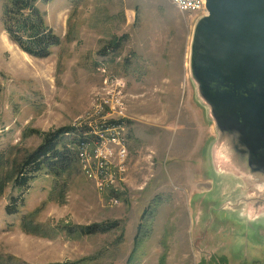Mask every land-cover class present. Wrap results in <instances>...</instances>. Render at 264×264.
Listing matches in <instances>:
<instances>
[{"label":"rangeland","instance_id":"rangeland-1","mask_svg":"<svg viewBox=\"0 0 264 264\" xmlns=\"http://www.w3.org/2000/svg\"><path fill=\"white\" fill-rule=\"evenodd\" d=\"M7 4L0 0V177L12 175L0 195V264H264V203L243 209L255 183L215 176L210 161L216 129L189 72L199 16L171 0H37L60 38L37 58L4 29ZM104 100L121 111L107 119L123 116L129 152L118 191L99 193L77 158L12 184L16 160L45 133L89 130L110 111ZM112 196L120 203L110 205ZM24 217L45 236L25 231ZM93 223L107 228L82 230Z\"/></svg>","mask_w":264,"mask_h":264},{"label":"water","instance_id":"water-1","mask_svg":"<svg viewBox=\"0 0 264 264\" xmlns=\"http://www.w3.org/2000/svg\"><path fill=\"white\" fill-rule=\"evenodd\" d=\"M204 7L192 30L189 72L215 125V176L255 183L249 211L264 203V0H205Z\"/></svg>","mask_w":264,"mask_h":264},{"label":"trees","instance_id":"trees-1","mask_svg":"<svg viewBox=\"0 0 264 264\" xmlns=\"http://www.w3.org/2000/svg\"><path fill=\"white\" fill-rule=\"evenodd\" d=\"M36 1L7 0L8 4L4 8V29L10 39L22 51L37 58H45L51 54L52 47L59 44L60 38L46 24L43 14L35 7ZM85 132L86 130L81 127L72 126L45 133L43 141L38 147L16 160V165L13 168L16 176L12 180V184L14 186L19 185L18 187L23 185V187H26L35 172L57 174L58 172L66 171L71 162L77 158L75 146L84 140ZM26 166L30 167L29 171L28 169L23 170ZM10 175L6 180L0 177V195ZM20 224L27 232L45 236L39 231V226L36 223H31L26 217L21 220ZM29 224H32V227H29ZM106 228L105 224L93 223L82 227V230H85L87 234H92L98 230L104 231ZM138 233L139 226L133 241L134 245L138 239ZM46 264L75 263L55 261Z\"/></svg>","mask_w":264,"mask_h":264},{"label":"built area","instance_id":"built-area-1","mask_svg":"<svg viewBox=\"0 0 264 264\" xmlns=\"http://www.w3.org/2000/svg\"><path fill=\"white\" fill-rule=\"evenodd\" d=\"M182 13L200 15L205 13L204 0H171ZM105 72V68H101ZM114 80V81H113ZM115 85H122L121 79L111 80ZM109 112L101 115L98 121L88 123L89 130L84 133V140L76 146V156L82 173L101 193L108 190L118 191L125 181L128 168V147L124 134L123 116L108 118L111 113L121 114L110 100H104ZM99 106V105H97ZM110 205H117L116 196L108 199Z\"/></svg>","mask_w":264,"mask_h":264}]
</instances>
